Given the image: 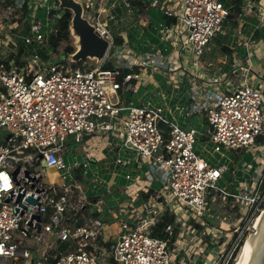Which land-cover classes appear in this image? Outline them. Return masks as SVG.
I'll return each mask as SVG.
<instances>
[{
    "label": "built area",
    "instance_id": "1",
    "mask_svg": "<svg viewBox=\"0 0 264 264\" xmlns=\"http://www.w3.org/2000/svg\"><path fill=\"white\" fill-rule=\"evenodd\" d=\"M35 1L48 8L45 27L39 19L33 25L16 21L7 31L0 20V264H185L182 259L197 252L183 239L185 222L206 216L211 194L230 200L241 222L264 212V170L242 188H224L219 180L229 168L209 163L195 151L193 126L170 122L163 104L120 99L123 91L138 92L150 74L162 72L170 86L186 78L192 102L185 112L205 116L213 151L241 155L252 147L264 135V86L244 82L230 88L226 75L209 71L202 62L230 15L223 0H166L162 11L173 18L164 28L172 45L167 54H138L116 41L107 22L87 19L108 41V51L102 58L79 60L76 52L67 59L52 56L61 0H0V7L6 16L22 8L29 19ZM247 5L246 11L264 27V0H248ZM109 62L113 67L105 68ZM95 133L118 135L123 148L169 174L143 209H134L133 221L121 223L116 239L104 238L105 207L91 198L92 191L78 182L65 160L71 136L80 143ZM49 171L57 176L47 181ZM168 213L174 221L165 226V237L153 236ZM241 228L235 227L237 236L243 234ZM194 238L197 245L204 241L203 233ZM221 239L212 234L211 243ZM229 240L207 264H229L239 242L233 236Z\"/></svg>",
    "mask_w": 264,
    "mask_h": 264
},
{
    "label": "crops",
    "instance_id": "2",
    "mask_svg": "<svg viewBox=\"0 0 264 264\" xmlns=\"http://www.w3.org/2000/svg\"><path fill=\"white\" fill-rule=\"evenodd\" d=\"M84 6L88 20L99 17L107 22L118 43L124 44L138 54L160 52L167 54L171 51V44L164 35L166 24L173 18L166 17L162 11L166 0H142L146 7L140 11L139 6L131 0H80ZM230 8V15L224 20L223 30L215 35L203 56V65L209 71H218L230 79L228 87L234 88L244 82L255 86H264V27L259 25L254 13L246 11L248 0H242L237 11L232 10L231 0H223ZM172 4V2H170ZM235 52V53H234ZM246 80V81H245ZM149 82V86L145 84ZM129 91L121 92L120 99L129 101ZM189 82L183 79L178 86L168 85L162 72L144 77L136 94L138 104L166 107L167 119L181 126H193L197 137L204 142V149L216 155L215 163L223 162L229 168L224 173L219 184L228 189H239L250 179H255L264 170V135L257 142L235 155L230 150L215 152L209 140V126L204 115H187L185 106L192 102ZM120 159L121 161H118ZM65 160L70 170L76 172V178L87 191H92L91 198L102 201L105 207L107 222L104 236L114 239L106 232L107 228H114L119 234L123 221L132 222L134 209H143L142 203L157 192L168 181V171L152 167L144 163L136 153L121 146V139L114 133H95L87 136L82 142H76L71 136L66 144ZM130 177H127V175ZM84 181H87L88 186ZM218 198L222 207L221 213L211 211V207L200 221L192 217L185 222L183 239L196 246L197 252L182 261L191 264H207L213 258V252L207 254V262L201 260L199 249L205 251L209 247L224 248L231 232L230 227L240 223L238 208H230V200ZM212 203V202H211ZM210 203V204H211ZM217 215V217H216ZM197 228L203 233V242L195 239L196 234L191 230ZM235 229V228H234ZM212 234L222 235V244L211 243ZM209 238V240H208ZM221 240V241H222ZM209 242L211 245H209Z\"/></svg>",
    "mask_w": 264,
    "mask_h": 264
},
{
    "label": "rangeland",
    "instance_id": "3",
    "mask_svg": "<svg viewBox=\"0 0 264 264\" xmlns=\"http://www.w3.org/2000/svg\"><path fill=\"white\" fill-rule=\"evenodd\" d=\"M82 6H83V4H82ZM66 9L67 8H60V9L57 10V12L64 13L66 11ZM83 14H84V17H86L85 16L86 15L85 12ZM6 15H7V13L4 11V8H2V6H1L0 7L1 24L3 25V29H7V31H9L8 29H10L9 28L10 24L13 25L14 22H16V21L19 23L20 26L23 25L24 23H28L30 25H33L36 22V19H39L42 22V26L45 27L46 23H47V19L49 17V11H48V8H46V7L42 8L38 4V2L35 1L34 4H33L32 13H31L29 19L24 18L25 14L23 13L22 8H17V10H15L12 15H10V14L8 16H6ZM19 30H21V29H19ZM56 30H57V28H56V24H55V26L53 27V32L56 31ZM69 43H71V44H73L75 46V48H76L75 52L78 50V48L81 45V37H80L79 33L75 31L72 23H71V28H70V36H69L68 40L67 41H63L56 49H54L53 52H52V56H54L56 59H58V58L59 59H65L66 57L60 58V56L63 55L65 46L68 45ZM70 56H71V54L68 55L67 57H70ZM89 60H90V62H95L96 61L95 58L94 59L89 58ZM145 85L149 86V82H147ZM127 94L130 97L129 101H133L134 104H138L137 101H136L137 92H128ZM194 149L207 162L215 163L214 161L217 158L216 155H214L210 150L204 149V142L202 141V139H199V137L196 138V141L194 143ZM232 152L236 155V153L234 151H232ZM56 176H57V174H54L52 171H49L48 174H47L46 180L47 181L52 180ZM84 183H85L86 186H88L87 181H84ZM88 192L90 193V191H88ZM208 199L210 200V203L212 202L210 204L212 207L209 205L208 209L211 207V211H213L215 213L218 212L217 214H219V211L221 213L222 207L219 205L218 198H216L215 201H212L210 197H208ZM184 208H185L186 213H188L190 216L193 215L192 211L189 209L187 204H184ZM216 217H217V215H216ZM255 219H253L251 221L250 218H249V219L242 220V222L240 220V223H239L240 227H242L241 229H243V231H244L243 234L240 235V236H237L238 232H235V230H234L235 227H230V229H228L226 231V232H231V234H232L231 236H233V239H235L237 237V240H239L237 247L232 252V255H231V252L229 251V255H231V257H230L231 260H230L229 264H235L236 263V260L238 259L239 253H240L243 245L245 244L246 239L248 238L249 235H251L254 232V230L252 229V225H253V222H254ZM182 222L184 223V221H182ZM184 227L186 228V225H184ZM106 232H108V235L112 236L114 239H116L118 237V235H119L117 230L114 229V228H107ZM197 232H198L197 228H193L191 230V234H196ZM105 237H107V235L104 236V238ZM105 239H107V238H105ZM208 240H209V238H208ZM223 240L219 244H221L223 242ZM229 241H228V243H229ZM228 243H227V245H228ZM219 244H214V245H219ZM209 245H211L210 242H209ZM218 249H219V247L215 246V247H209L205 251V249L201 247L199 249V251L201 253V260L204 263H206L207 262V254L210 251H212L214 254H217ZM172 251H173L174 254L177 255L175 248H173ZM186 264H191V263H186Z\"/></svg>",
    "mask_w": 264,
    "mask_h": 264
},
{
    "label": "water",
    "instance_id": "4",
    "mask_svg": "<svg viewBox=\"0 0 264 264\" xmlns=\"http://www.w3.org/2000/svg\"><path fill=\"white\" fill-rule=\"evenodd\" d=\"M62 8H69L74 16L72 25L81 37V45L74 54V58L79 60L85 57L102 58L108 51V41L104 39L96 28L83 15V6L75 0H61ZM20 166L15 170L18 172ZM22 195H20L19 200ZM29 200L37 203V199L30 197ZM38 225V224H37ZM238 264H264V215L260 217L254 234L248 236L247 243Z\"/></svg>",
    "mask_w": 264,
    "mask_h": 264
},
{
    "label": "trees",
    "instance_id": "5",
    "mask_svg": "<svg viewBox=\"0 0 264 264\" xmlns=\"http://www.w3.org/2000/svg\"><path fill=\"white\" fill-rule=\"evenodd\" d=\"M233 3L232 10L235 12L238 10L239 6L242 3V0H231ZM132 4H135L139 6L140 11L143 10V6L146 7L147 4H145L142 0H131ZM26 8V6H25ZM73 12L71 9L67 8L66 11L63 13L61 18L59 19L58 23L56 24L57 30L52 33L51 36V44L54 46V49H56L63 41H67L70 36V28L71 23L73 19ZM172 19V18H171ZM76 50L75 46L71 43L65 46L62 57H67L68 55L74 53ZM81 62L78 61L76 64H80ZM105 68H112L113 64L111 62L106 63L104 65ZM127 69L123 70V73L127 72ZM174 221V215L168 213L163 217V220L158 222L156 226L153 228L152 235L157 237H165L164 228L167 225V223ZM178 229H176L175 233H177ZM175 239V234L173 236V240Z\"/></svg>",
    "mask_w": 264,
    "mask_h": 264
},
{
    "label": "bare ground",
    "instance_id": "6",
    "mask_svg": "<svg viewBox=\"0 0 264 264\" xmlns=\"http://www.w3.org/2000/svg\"><path fill=\"white\" fill-rule=\"evenodd\" d=\"M262 215H264V212L261 213V214H260V215L254 220V222H253L252 229L254 230V232H255V230H256L258 220L260 219V217H261ZM254 232H253L252 234H254ZM252 234H251V235H252ZM247 240H248V238L246 239V242H245V244L243 245V247H242V249H241V251H240V253H239V256H240L241 253L243 252V250H244V248H245V245H246V243H247ZM239 256H238V259L236 260V263H235V264H238Z\"/></svg>",
    "mask_w": 264,
    "mask_h": 264
},
{
    "label": "snow or ice",
    "instance_id": "7",
    "mask_svg": "<svg viewBox=\"0 0 264 264\" xmlns=\"http://www.w3.org/2000/svg\"><path fill=\"white\" fill-rule=\"evenodd\" d=\"M3 179H4L5 181H7V177H6V176H4Z\"/></svg>",
    "mask_w": 264,
    "mask_h": 264
}]
</instances>
